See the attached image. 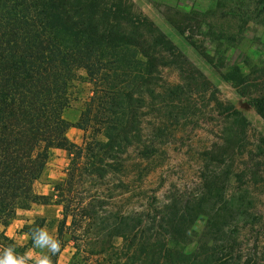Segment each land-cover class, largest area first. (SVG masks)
<instances>
[{
    "label": "rangeland",
    "instance_id": "rangeland-1",
    "mask_svg": "<svg viewBox=\"0 0 264 264\" xmlns=\"http://www.w3.org/2000/svg\"><path fill=\"white\" fill-rule=\"evenodd\" d=\"M108 1L128 8L132 18L123 26L143 35L157 60L151 85L137 95L135 129L101 162L52 150L34 186L49 198L19 209L8 227L0 224V235L31 250L35 262L50 252L33 247L32 231L46 228L59 240L66 205L89 213L82 237L103 244L93 264H164L140 254L145 224L133 216L146 222L168 206L199 209L213 199L221 215L198 217L184 255L172 253L165 264H264V115L255 105L264 100V0ZM160 35L169 44L157 43ZM84 78L64 112L72 123L93 94ZM67 136L79 146L103 140L96 127L71 128ZM70 222L58 264H69L76 251ZM202 239L209 247L199 248Z\"/></svg>",
    "mask_w": 264,
    "mask_h": 264
},
{
    "label": "trees",
    "instance_id": "trees-1",
    "mask_svg": "<svg viewBox=\"0 0 264 264\" xmlns=\"http://www.w3.org/2000/svg\"><path fill=\"white\" fill-rule=\"evenodd\" d=\"M126 9L121 1L108 0H0L2 226L8 227L19 209L28 210L49 198L36 194L34 186L45 173L52 150H66L71 156L75 154V159L101 162L135 129L137 95L151 85L157 60L145 47L143 35L138 37L137 32L123 26L132 18ZM142 19L145 27L153 26L147 17ZM156 41L169 44L164 35ZM82 78L92 84L93 94L80 121L72 123L64 112L71 107L73 88ZM255 105L264 115V100L255 101ZM95 127L99 128L102 141L87 139L84 146H79L67 136L71 128L88 131ZM74 174L69 171L67 185ZM57 188L58 185L55 192ZM63 208L60 251L48 255L52 264H58L69 218L68 228L76 245L69 264H93L91 258L101 254L98 250L103 244L82 237L88 232L84 222L89 213L79 208L75 213L66 205ZM219 211L211 199L199 209L168 206L151 218L148 216L146 222L144 216L134 215L133 219L145 224L139 240L140 254L152 255L164 264L173 258L172 253L183 256L190 244V229L198 217L212 219L221 215ZM117 225L114 230L119 228ZM3 241L14 246L17 253H25V247H17L3 234L0 250L5 248ZM209 244L210 239H202L199 248ZM107 257L112 263L111 255Z\"/></svg>",
    "mask_w": 264,
    "mask_h": 264
},
{
    "label": "clouds",
    "instance_id": "clouds-1",
    "mask_svg": "<svg viewBox=\"0 0 264 264\" xmlns=\"http://www.w3.org/2000/svg\"><path fill=\"white\" fill-rule=\"evenodd\" d=\"M34 248L47 249L55 255L60 251V242L53 238L46 228H36L31 233ZM31 250L24 254L17 253L14 246L5 247L0 250V264H29ZM34 264H52L50 257L44 254L42 258L35 260Z\"/></svg>",
    "mask_w": 264,
    "mask_h": 264
},
{
    "label": "crops",
    "instance_id": "crops-1",
    "mask_svg": "<svg viewBox=\"0 0 264 264\" xmlns=\"http://www.w3.org/2000/svg\"><path fill=\"white\" fill-rule=\"evenodd\" d=\"M39 195V194H38ZM46 195H48V193H44V195L43 196H46ZM30 209H28V210H26V211H29Z\"/></svg>",
    "mask_w": 264,
    "mask_h": 264
}]
</instances>
